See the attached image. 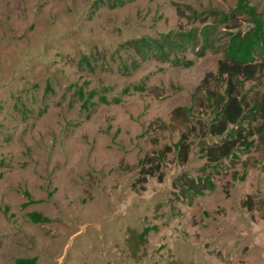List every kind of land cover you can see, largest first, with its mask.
<instances>
[{
  "label": "rangeland",
  "instance_id": "rangeland-1",
  "mask_svg": "<svg viewBox=\"0 0 264 264\" xmlns=\"http://www.w3.org/2000/svg\"><path fill=\"white\" fill-rule=\"evenodd\" d=\"M248 2L264 19V0ZM234 4L0 0V264H264V66L235 87L258 113L241 122L234 156L212 168L200 145L223 137L207 127L225 85L202 79L227 35L250 25L229 15ZM187 31L196 36L166 48L168 59L133 44ZM77 89L93 90V104L82 107ZM181 133L185 161L172 149L158 163ZM205 175L212 190L180 192ZM30 211L49 221L32 223ZM145 226L155 229L133 254L126 238Z\"/></svg>",
  "mask_w": 264,
  "mask_h": 264
},
{
  "label": "trees",
  "instance_id": "trees-1",
  "mask_svg": "<svg viewBox=\"0 0 264 264\" xmlns=\"http://www.w3.org/2000/svg\"><path fill=\"white\" fill-rule=\"evenodd\" d=\"M105 2V4L114 8L121 6L124 0H98ZM245 15L250 24L244 31L237 30L229 33L221 46V57L217 61L216 70L214 73L208 72L205 74L202 82L207 78L213 77L219 79L225 85L224 96L217 94L213 106L216 108L213 111V116L210 119L207 130L212 135H223L220 139L219 145L208 146L204 142H201V148L204 151V156L207 158L206 163H210L212 168L217 166V163L224 159L234 156L233 148L236 147L235 143L238 137H241L240 130L244 127L241 126V122L244 120H251L255 118L258 113L257 103H253L245 112V103L243 102V95L237 96L235 87L237 84L240 86L247 80L252 79L254 72L258 66H264V19L255 8L249 4L248 0H235L234 6L230 9L229 15ZM221 20H226L225 14L221 15ZM213 26H205L198 33L201 36L203 45L206 46L209 40V33ZM180 36V38H179ZM196 34L193 31H187L184 33H164L160 39H145L143 37L133 40V44L144 54L146 52H157L159 56L168 59V52L165 49H171L174 47L180 48L191 41ZM143 48V50L141 49ZM201 50L203 48L201 47ZM171 62L173 64H181L188 66L192 61L180 62L178 59H174ZM127 89L124 88L123 91ZM78 100L81 101L82 107H87L93 103L90 99L95 95L93 90L88 91L86 94L81 89L74 91ZM210 100V95L206 97ZM102 102H106V99L102 96L99 97ZM116 100V99H114ZM180 110L185 108L177 107L173 110V113H179ZM188 110V109H187ZM264 127L258 128V133L261 134L264 131ZM251 141L244 142V146H250ZM177 153L178 156L185 161L188 150V144L186 143V135L181 133L178 139L172 143L171 146H164L163 149L158 151L157 155L153 157L158 163H161L166 152L172 150ZM153 158L147 157L148 161H152ZM264 168V163H263ZM150 173V171H146ZM240 178H243L242 176ZM180 192L192 196L202 195L204 190H212L214 188L208 176L199 177L198 181L193 178H188L185 184L179 185ZM27 218L32 223H47L49 218L42 216L36 211H30L27 213ZM155 229L154 226H145L139 232L130 231L126 243L130 251L134 254L137 247L144 242L147 233L150 230ZM35 257L24 258L17 257L14 259L13 264H35ZM166 264H177L174 260L168 261Z\"/></svg>",
  "mask_w": 264,
  "mask_h": 264
}]
</instances>
